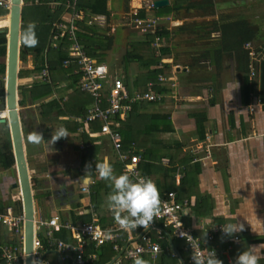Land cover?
<instances>
[{
    "label": "crops",
    "instance_id": "obj_1",
    "mask_svg": "<svg viewBox=\"0 0 264 264\" xmlns=\"http://www.w3.org/2000/svg\"><path fill=\"white\" fill-rule=\"evenodd\" d=\"M150 1L107 0L110 10L109 15L92 13L90 10L84 8L85 16L78 21L87 22L88 24L99 27L102 33L109 36V50H111L115 46V40L117 41L118 38L112 35L114 32H120L117 27L125 22L126 24L130 22L134 26L131 14H136L140 8L147 5ZM172 1L169 0V3ZM254 1L264 4V0ZM37 2L38 0H36ZM9 3L12 5L11 1ZM198 3L200 5L187 9L184 12L185 17H188V19L184 20V22H187L184 24L186 26L183 35L185 36V41H198V43H192L194 45L192 48H187L186 46L185 53L189 57L186 59L188 64L185 62L184 66H180L181 64L179 65L177 61V64L172 61V57L162 59L161 67H164L166 64L171 66L170 75H165L170 76L171 79L165 82L158 81L160 82L159 85L166 86L169 92H162L164 94V100L162 99V101L158 102V106L155 107L157 108L156 110L148 107L142 109L141 112L147 114L157 112L168 115L174 130L157 133V142L181 144L184 151L192 154V164H195V162L201 163L199 189L202 194L209 196L206 207L210 208L211 205V213L206 217L198 215L192 208L195 205L196 197H192V205L185 206L182 211V218L185 225L192 228L194 232L197 231L198 235L200 234L198 237L203 239L205 238L206 231L212 229V225H222L237 220L244 224L243 231L239 233L240 240L238 242L232 241V238L237 234L234 233L225 239L226 242L230 241L231 244L229 246L223 247L219 242L209 243V246L218 247L219 254L217 258L221 259L223 264H234L235 258L240 251L248 248L250 245H254L257 254L261 257L258 264H264V104H260L257 100L259 98L257 94L259 90L260 70L258 73L259 76L257 75L255 79L257 81V92H253L251 103L246 105L242 102V75L236 70L235 51L222 52V58L217 63L216 61L212 63L210 60L207 62L203 61L200 64L192 57L199 52V46H204L205 42H210L208 45L213 46L219 44L222 35L220 31L221 24L236 21L241 18H248L254 24L258 23L259 27H257L260 31L257 39L254 42L252 41V44L255 47L264 48V18L260 22H255L250 16H242V14L247 13L249 10H253V15L257 16L258 10H264V5L258 6L255 2H241V0H201ZM224 8L227 15L220 17L219 15L222 14L216 10ZM233 8H238L236 10L237 13H228L231 11L234 12L235 10ZM70 12L67 8V12L65 14L63 13L64 16H62L61 20L68 17ZM122 14H124V17ZM125 14L130 15V20L125 18ZM177 15L182 16V12ZM9 16L8 14L5 18L0 19V27L9 26ZM170 16H160L162 18L159 21L171 18ZM172 16H174L175 22H177L179 18L176 17L179 16ZM231 17L233 20H229ZM135 36L140 37L136 33ZM175 38H172L169 43L172 47L177 45V43L173 45ZM140 39L142 40V38ZM203 41L205 42L201 43ZM212 41L216 43H212ZM159 42L160 40H157V46H159ZM52 45L56 48L61 43L58 42L56 45L53 40ZM65 47L66 45L63 44V49H66ZM192 49H194L193 52ZM159 54L157 53V55ZM192 62L194 65L191 64ZM34 64L33 59L29 57L28 67H32ZM133 64L138 65V63ZM137 67L140 66L138 65ZM111 70L113 71L112 68ZM128 71L130 74V69ZM210 71L216 73V82H213V75ZM143 72L145 73L146 70L141 68L135 71L133 77L130 76L129 85L131 84L132 88L139 89L135 87L137 84L134 85V80L137 78H139L142 84H145L143 79L145 74ZM115 73L122 77L128 86L126 74H123L125 73L123 65L120 67V72L115 70ZM30 80V78L26 79L27 82ZM65 85L66 83H64ZM66 92L63 91L64 94ZM67 96L64 95V98ZM212 96H216L215 103H211L210 101L213 98ZM200 111H203L207 115V137L203 141H200L197 137L195 118L192 116L193 113ZM2 112L1 116H8L7 110ZM63 119L65 120L56 121L49 126L43 123L44 131L41 130L42 139L38 143L35 142V146L37 147L36 152L40 151L42 153L34 156V158L39 159L36 164L39 165V168L34 176L36 177L38 186L37 191L45 196L44 214H46L43 217L41 208L35 202L36 219L49 220L53 216L58 215L60 222L70 221L75 225L84 222L81 218L74 221L72 216L75 213L78 216L83 214L90 215L92 220L97 219L102 225L115 223L112 213L107 209L105 203V197L110 191V187L104 188L101 191V196L97 199L98 203H94L92 200L91 191L93 185L101 179L97 176L94 178L90 174L91 170L82 165L83 151L88 146H81L83 135L79 127L77 131L70 128L71 122L77 121V119L68 116H63ZM7 127L8 125L6 123H0V149L5 139L4 137H7ZM59 127H63L68 135L57 139L49 146L53 129ZM92 131L99 132V130L93 129ZM91 137H104L95 141L94 144L101 143L102 139L106 140H102V144L104 141L108 144L103 146L99 155L104 161L111 163V148H113V145L108 140V136L97 134ZM124 143L129 144L131 142ZM92 144L91 142L89 146ZM156 145L157 143L154 147ZM123 148L125 150L133 149L139 153L145 152L142 145L134 144L132 147L125 145ZM192 148L195 149L192 150ZM13 156L15 157V152H13ZM143 159L145 158L142 155ZM168 161L167 158H164L162 163L168 164ZM13 166L15 167V164ZM112 167L114 173L117 175L121 174L120 169L115 167V165H112ZM10 169H2L0 167V204L2 206H8L13 201L20 200V196L13 191V187H15L17 181L14 182L15 175L11 174L13 172L10 173ZM141 172L145 175L142 169ZM151 173L152 175H145V177L150 178L157 186V174L154 172ZM182 177L183 174L177 172V181ZM91 180H95V183L90 184ZM88 183L89 192H82V187L88 185ZM215 219L220 221L213 223ZM46 229H48L46 226H42L39 230L45 232ZM67 230L70 234V241L74 242L75 238L72 236V232L69 229ZM14 239H16L14 232L8 226L0 224V240L9 242L14 241ZM229 247L231 248L229 249ZM221 249H229V253L223 254L221 253ZM42 252L45 254V259L48 261V264H61V262L67 264V262L63 261L62 254L60 253L61 255H59V251L54 248L44 249ZM116 256L117 254L105 264H109ZM143 259L145 260V256Z\"/></svg>",
    "mask_w": 264,
    "mask_h": 264
},
{
    "label": "trees",
    "instance_id": "obj_2",
    "mask_svg": "<svg viewBox=\"0 0 264 264\" xmlns=\"http://www.w3.org/2000/svg\"><path fill=\"white\" fill-rule=\"evenodd\" d=\"M52 0H24L25 4L22 9V26H21V49H20V70H19V106L21 112L28 105H36L41 110L40 122L46 125H51L56 121H63V116L77 118L84 116L87 112V107L92 103V96L83 92L79 87V76L74 73L73 67H64V60L67 58L66 49H63V42L58 47L52 45V23L61 20L63 13L67 12L65 6L58 5L54 8L50 2ZM66 1V0H62ZM78 5L90 10L96 14H110L107 0H78ZM200 5L194 0H173L167 5L153 7L152 10L147 8H140L136 14H131V18L140 17L146 19L150 14L155 17L170 16L180 14L187 9L194 8ZM9 14V8L5 5H0V17L5 18ZM158 22V21H157ZM29 24H33L34 35L36 38V44L34 46L25 43V29ZM134 24V22H133ZM77 37L81 44L84 45L87 52L91 56L97 57L100 61L105 60V50L110 49L109 36L102 33L100 28L77 20ZM180 30V34L184 35L186 26L182 25L177 28ZM190 29V28H189ZM155 30V31H153ZM148 31L145 35L144 40L132 41L129 43L130 51H127L123 57L122 65L123 70L126 74V81L128 87H131L129 67L132 63H138L140 68L146 70L144 73V83L142 84L139 78L134 80L135 87L139 90H144L146 84L152 80L156 83V88L160 92H169L166 86L159 85L160 74L170 75L171 66L166 64L161 67V61L163 58L172 57L174 63L177 64V56L174 54V49L170 45V41L175 36H179L175 30H170L166 27L160 30L153 29ZM153 31V32H152ZM220 31L222 33L219 44L199 46V52L193 55V59L197 62L210 61L216 63L222 58L221 53L224 51H235L236 70L242 75V102L243 104H250L252 101L253 92H257L256 82L251 83L249 80L250 74V56L248 50L245 47L247 42H254L259 33V28L256 24L250 21L248 18H241L236 21L223 23L220 25ZM7 33L8 28H0V110L5 109V77H6V50H7ZM156 40H163L159 46L155 45ZM65 44L67 38L62 39ZM167 42V43H166ZM218 52V54H216ZM157 53H160L157 55ZM216 54V55H215ZM179 56V55H178ZM29 57L35 62L34 66L28 67ZM44 61V62H43ZM192 65L193 62L191 63ZM46 68L50 74V80L44 79L41 75V71ZM30 78L29 82L26 79ZM217 77L213 76V82H216ZM64 83L66 85L64 86ZM212 85V84H211ZM214 87V85H213ZM63 91H67L68 95L64 98ZM59 95V96H55ZM258 97L264 104V61L261 62L260 66V78H259V90ZM210 99L211 103H215L216 96H212ZM164 100V99H163ZM151 106V103H136L133 106L131 114L125 120L121 121L118 126V130L122 134L123 142H131L136 145H142L145 152L142 153L145 159L141 160L140 167L145 175H152L151 172L157 174V188L159 196H163L169 191L176 192V199L183 201L187 198L189 204L192 205V197H196L195 205L192 208L195 212L203 217H206L211 213L208 205L209 196L202 194L199 189V174L201 172V163L195 162L192 164L193 156L191 153L184 151L181 144L178 143H167L157 142V133L163 131H173L171 120L168 115L162 113H142L141 110ZM23 108V109H22ZM23 126L26 124V120L22 113ZM192 116L195 118L196 134L200 141H203L207 137V115L203 111L193 113ZM80 123L78 121L71 122L70 128L77 131ZM47 126V127H48ZM93 130H100L101 122L96 121L91 125ZM26 132V129L25 131ZM7 137H4L3 143L0 149V167L2 169H10L14 164V156L12 152V142L9 129L6 131ZM26 135V134H25ZM83 141H91L93 144L88 146L82 155V165L88 167L90 174L96 178L95 163L104 161L99 155L105 144L97 143L95 141L100 140L104 137L93 138L87 133H82ZM27 136H32L28 133ZM108 140L111 141L108 137ZM157 143L156 147L154 145ZM124 151H126L123 148ZM112 158L111 164L115 165L118 169H121V163L118 160V154L114 147L111 148ZM167 158L168 164H163L162 161ZM177 172L182 173L183 177L177 181ZM34 198L38 206L42 210L43 217L45 209V196L37 191L36 177H32ZM96 184V185H95ZM93 185L91 195L92 200L98 203V197L101 196V191L104 188H109V184L104 180H98ZM92 187V186H91ZM8 206H12L16 213H22L21 200L13 201ZM8 206H2L0 204V212H5ZM72 211V210H71ZM74 221L83 219L82 221H91L90 215H76L73 213L72 216ZM220 220H213V223L219 222ZM212 223V224H213ZM163 226V223H159ZM214 225H212L213 227ZM211 227V228H212ZM164 238L160 239L162 252L155 263L152 262L149 256H145L146 264H179L181 262L180 256L184 261L189 259V251L186 250L185 241L172 235L171 227H164ZM138 232H134V236L137 237ZM193 234L198 235L197 231ZM55 236L62 238L65 241H70L69 231L62 227L55 231ZM126 233H122L121 245L127 243ZM229 235L217 234L215 238L209 241L210 244L219 242L223 247L229 246L230 241L226 242L225 239ZM39 237L44 244L46 249L50 248L47 245L46 237L43 233H39ZM12 243L17 242V237ZM75 242V241H74ZM52 249V248H50ZM95 248L92 246L86 247V255L94 251ZM99 253V259L94 264H105L110 261L118 252L114 249L112 243H106L103 245ZM180 256H179V254ZM44 258L46 257L43 254ZM0 261L3 260L0 255ZM22 262V260H21ZM18 264V263H16ZM52 264V263H49ZM124 264H133L132 260H125Z\"/></svg>",
    "mask_w": 264,
    "mask_h": 264
},
{
    "label": "built area",
    "instance_id": "obj_3",
    "mask_svg": "<svg viewBox=\"0 0 264 264\" xmlns=\"http://www.w3.org/2000/svg\"><path fill=\"white\" fill-rule=\"evenodd\" d=\"M9 2L10 0H0V5L9 7ZM51 5L54 8L58 5L65 6L71 11L65 19L52 23V41L54 40L56 45L58 42L65 44V41L61 40L67 38L68 44H65L67 58L64 60V66L73 67L74 73L79 76L80 89L91 95L93 99L87 107L86 114L76 118L80 123L79 130L81 133H87L90 136L97 134L108 136L118 154L121 173L130 171L145 177L139 166L142 160V152L139 153L133 149L123 150V146L132 147L134 144L123 142L118 126L131 114L134 104L158 103L162 101L164 94L157 90L156 83L153 81L148 82L144 90L129 88L123 78L114 74L106 62L100 61L87 52L77 37V20L83 19L85 16V9L78 5V0L52 1ZM153 5L151 2L148 7H153ZM159 19V17L152 18L149 16L146 19L136 17L134 23L137 28L144 25L150 27ZM245 47L251 60L249 77L253 83L257 75L259 76L261 62L264 61V48L253 46L252 42H247ZM41 75L44 79L50 80V74L46 68L41 71ZM170 79V76H159L160 82ZM257 100L260 104L262 103L260 98ZM156 106L157 104L150 109H154ZM96 121L101 122L98 133L92 131L91 127ZM90 144L91 141H83L81 146L87 147ZM91 183H95V180H91ZM89 190V183L82 187V192L87 193ZM159 200L158 216L154 217L147 228L140 226L135 230H121L116 222L102 225L97 219L82 222L79 225L70 221L60 222L58 215L49 220L38 219L35 224L33 239L34 264H48L42 252L46 249V244L40 239L39 233H43L46 237L48 247L54 248L62 254V259L67 264H94L99 259L98 251L106 243H112L118 254L121 253L117 259L109 264H124L125 260L133 261V257L137 255L141 258L149 256L155 263L162 252L160 239L165 236L163 226L171 227L172 235L185 241L184 248L189 251V259L188 261H181L179 264H193L192 255L196 252L203 253L212 249L215 250L216 256L219 254L218 247H210L209 241L213 240L219 233L227 235L222 231V225H214L212 229L206 231L205 238L202 239L193 234V229L186 226L182 218V211L185 206L189 205V200L178 201L175 191H169L163 196H159ZM24 221V211L15 213L12 206H8L5 212H0V224L8 226L17 237L15 243L0 240V255L3 260V263L0 261L1 264H24ZM159 223H163V226ZM42 226H46L48 229L42 232L39 230ZM62 227L72 232L75 242L65 241L55 236L54 231ZM135 231L138 232L137 237L134 236ZM122 232H126L125 239H127V243L130 242L127 246L120 243ZM182 232L185 236L181 235ZM239 233L232 238V241L238 242L240 240ZM88 245L94 247L95 250L86 255ZM229 249H221V253H229Z\"/></svg>",
    "mask_w": 264,
    "mask_h": 264
},
{
    "label": "clouds",
    "instance_id": "obj_4",
    "mask_svg": "<svg viewBox=\"0 0 264 264\" xmlns=\"http://www.w3.org/2000/svg\"><path fill=\"white\" fill-rule=\"evenodd\" d=\"M154 1L151 0L143 7L148 8L147 10L149 11L152 10L155 5L153 7H148V5L151 2L154 4ZM159 18L161 20L162 17ZM34 27L33 24H29L25 29V43L32 46L37 42L34 35ZM67 135L63 127L53 129L49 146L57 139ZM41 139L42 135L40 133L30 136V140L36 143L40 142ZM94 168L97 177L109 184L110 191L105 197V203L107 209L112 213L114 221L120 226V229L135 230L140 226L147 228L154 217L159 214V191L155 183L150 178L130 171L117 175L108 161L97 162ZM243 229L244 224L237 220L222 224V231L229 236L241 232ZM181 235L185 236L183 232ZM260 259L261 257L257 254L255 246L250 245L239 252L234 264H258ZM192 261L193 264H223V261L217 258L215 250L212 249L203 253L196 252L192 255ZM133 264H146V261L137 255L133 257Z\"/></svg>",
    "mask_w": 264,
    "mask_h": 264
},
{
    "label": "water",
    "instance_id": "obj_5",
    "mask_svg": "<svg viewBox=\"0 0 264 264\" xmlns=\"http://www.w3.org/2000/svg\"><path fill=\"white\" fill-rule=\"evenodd\" d=\"M9 6L10 24L7 26V52H6V77H5V109L0 111V123H6L11 136L12 152H15V169L19 188L20 200L24 211V264H34L33 239L35 234L36 214L35 198L32 177L27 157L26 136L19 106V70H20V49H21V26L22 9L24 0H10ZM169 4V0H155V7ZM9 109L10 112H9ZM7 110L8 116H1L2 111ZM130 243V242H129ZM127 243L126 246L129 244ZM59 255L60 252H58ZM121 253L111 261L113 262ZM180 256V254H179ZM44 257V256H43ZM180 260L184 261L180 256ZM110 262V263H111ZM1 264V263H0ZM61 264H63L61 262Z\"/></svg>",
    "mask_w": 264,
    "mask_h": 264
},
{
    "label": "rangeland",
    "instance_id": "obj_6",
    "mask_svg": "<svg viewBox=\"0 0 264 264\" xmlns=\"http://www.w3.org/2000/svg\"><path fill=\"white\" fill-rule=\"evenodd\" d=\"M196 1L200 2L201 0H196ZM214 1H219V0H214ZM241 2H255V3L258 4V6L259 5H264L263 3L256 2L254 0H241ZM233 9L235 10L234 12L231 11V12H228V13H231V14L232 13H237L236 10L238 8H233ZM216 11H218V13L222 14V15H219L220 17H223L224 15H227V12H225V8L224 9H217ZM258 11L259 12L256 14L257 16L253 15V12H254L253 10L247 11V13L242 14V16H247V17L250 16L255 22H260V20L262 18H264V10L261 9V10H258ZM184 12L185 11L182 12V16H179V17L175 16L176 18H179L177 22H175L174 16L171 15L170 16L171 18H168V19L163 20V21H158V23L156 22V23L152 24L150 27L148 25H144V26H142L140 28H136L135 23H134V26H133V25H131L130 22H128V24H126V22H125V23H122L123 25L121 24V26H118L117 29H119L120 32H117V33L114 32L115 34L113 33V35H112L113 37H118L117 41L115 40V46L111 50H105V53H106L105 54V62H107L108 65L113 69V73L116 74L115 70L120 72V67L122 66V61H123V55H124V53L126 51L131 49L129 47V43L132 40H141L140 38H142V40H144L145 39V35H146V33L148 31H151L153 29L160 30L161 28H164V27H166V28L169 27V29L175 30L176 33L179 35V36H175L176 38L174 39V42H173L174 43L173 45H175V43H177V45L175 46L176 48L173 46L174 47V52L176 53V56H177V62L179 63V65L181 64L180 66H184L185 62H186V64H188L186 59H188L189 57L185 53L186 46H187V48H192L194 46L192 43H198V41H195V42H194V40L185 41V36L180 34V30H178L176 28V27L182 26L185 23H187V22H184L185 19H188L187 16L185 17ZM204 12H206V11H204ZM122 16L124 17V14H122ZM129 16H130L129 14H125V18H128V20H130ZM123 17H121V18H123ZM150 17L155 18V16H153L152 14H150ZM125 18H124V20H125ZM254 18H257V19H254ZM0 19H3V18L0 17ZM124 20H123V22H124ZM213 20H215V19H213ZM229 20H233L232 17ZM118 24L120 25V23H118ZM176 24H180V25H176ZM256 24L259 27L258 23H256ZM2 27L7 28V26H1L0 28H2ZM153 31H155V30H153ZM135 33L139 34L140 37L139 38L136 37ZM191 38H193V37H191ZM204 42L205 41H203L201 43H204ZM159 43H163V40H160ZM212 43H216V42L212 41ZM204 44L208 45V44H210V42H207V43L205 42ZM155 45L157 46V40L155 42ZM193 51H194V49H192V52ZM172 61H173V58H172ZM137 66L138 65L133 64L131 66V68H129L130 69V74L129 75L131 77H133V74L135 73L136 70L141 69L140 67H137ZM210 73L213 76L216 75V73L213 72V71H210ZM64 95H67V94H64ZM55 96L57 97L59 95H55ZM156 104L158 106V103H152L150 107H152V106H154ZM156 109L157 108H154L153 110H156ZM22 113H23V116H24V118L26 120V124L24 126V131L26 129L25 142H26V148H27V157H28V161H29L30 173H31V177H35L34 175H36V173L38 171V168H39V165H36L39 159L38 158H34V156H36L37 154L39 155V153H42V152H40V151L36 152V148L37 147L35 146V142L30 140V136H27V131H28V133L33 134V136L37 135L38 133H40L42 135L41 130L44 131V124L40 122L41 110H40V108H38V106L28 105L26 107V109H24L23 112H21V115H22ZM193 144H195V143H193ZM193 149H195V148H192V150ZM33 171H35V172H33ZM11 172H13V173H11ZM10 173L12 175L13 174L15 175L14 182L17 181V172H16V169H15L14 166L11 167ZM18 189L19 188H17L16 186L13 187V191L15 193H17L18 196H20V191H18ZM34 192H35V190H34ZM22 209H23V207H22ZM14 212H15V209H14Z\"/></svg>",
    "mask_w": 264,
    "mask_h": 264
},
{
    "label": "bare ground",
    "instance_id": "obj_7",
    "mask_svg": "<svg viewBox=\"0 0 264 264\" xmlns=\"http://www.w3.org/2000/svg\"><path fill=\"white\" fill-rule=\"evenodd\" d=\"M10 17V16H9ZM6 20V19H5ZM3 21V20H2ZM1 22V21H0ZM7 23V22H6ZM6 23H4V24H6Z\"/></svg>",
    "mask_w": 264,
    "mask_h": 264
}]
</instances>
